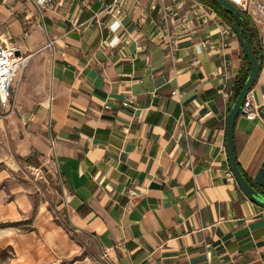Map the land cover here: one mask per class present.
<instances>
[{
  "label": "crops",
  "instance_id": "1",
  "mask_svg": "<svg viewBox=\"0 0 264 264\" xmlns=\"http://www.w3.org/2000/svg\"><path fill=\"white\" fill-rule=\"evenodd\" d=\"M51 1L0 0V37L26 57L0 100V264H264V209L225 147L242 64L228 24L197 0ZM247 13L262 40L264 7ZM262 53L255 115L233 131L260 190Z\"/></svg>",
  "mask_w": 264,
  "mask_h": 264
},
{
  "label": "water",
  "instance_id": "2",
  "mask_svg": "<svg viewBox=\"0 0 264 264\" xmlns=\"http://www.w3.org/2000/svg\"><path fill=\"white\" fill-rule=\"evenodd\" d=\"M220 7L227 10L233 17L232 30L236 35L242 51L249 63L250 69L244 80V83L234 98L231 106L228 109L225 118V147L227 153V160L229 164L230 171L232 172L239 189L241 192L253 203L264 209V194L259 192L245 177V175L240 170L236 155L234 151L233 143V131L236 120L240 115L241 106L250 91L252 85L258 77V73L262 66L263 53L255 55L250 43L249 35L245 28V16L243 11H241L236 5H234L229 0H211ZM240 23L244 26V31L240 30Z\"/></svg>",
  "mask_w": 264,
  "mask_h": 264
},
{
  "label": "built area",
  "instance_id": "3",
  "mask_svg": "<svg viewBox=\"0 0 264 264\" xmlns=\"http://www.w3.org/2000/svg\"><path fill=\"white\" fill-rule=\"evenodd\" d=\"M234 5H236L241 11H248L251 0H229ZM37 5L54 7V3L51 0H36ZM203 7V4H199ZM264 7L263 4H258L257 8L261 10ZM208 11V10H207ZM183 19H187V15L183 16ZM203 21H207L203 18ZM119 25L118 20L114 19L110 23L109 27L115 30ZM226 33H232L233 30L231 26L225 25ZM113 42V41H111ZM262 48L264 50V38L261 40ZM26 57H22L15 53V47H8L2 41L0 37V100L3 103H10L14 99V82L18 81L24 66ZM16 79V80H15ZM123 106H132V96H127L122 100ZM240 114L248 118H253L255 115V108L252 100L248 97V94L241 106ZM35 177L43 178L46 166L40 165L33 167L31 170ZM132 192V191H131ZM133 193V192H132Z\"/></svg>",
  "mask_w": 264,
  "mask_h": 264
},
{
  "label": "trees",
  "instance_id": "4",
  "mask_svg": "<svg viewBox=\"0 0 264 264\" xmlns=\"http://www.w3.org/2000/svg\"><path fill=\"white\" fill-rule=\"evenodd\" d=\"M197 1L199 3L205 5V6L209 7L210 9H212L222 19L223 22H225L226 24H228L229 26L232 27L233 17L227 10L220 7L219 5H217L216 3H214L211 0H197ZM243 13H244L245 20H246L245 28H246V31H247L249 38H250L251 48H252L254 54L257 56L263 52L261 40L258 37V30H257V27H256L254 21L252 20L251 16L246 11H243ZM240 30L242 32L244 31V26L241 23H240ZM241 58H242L241 68H240V71L234 80V84L232 87V93H231V97H230L231 102H233L234 98L239 93V91H240V89L244 83V80H245V78L249 72V69H250L249 63H248L243 51H242ZM245 177L248 179V177L246 175H245ZM248 181L259 192L264 194V190H260L249 179H248Z\"/></svg>",
  "mask_w": 264,
  "mask_h": 264
},
{
  "label": "rangeland",
  "instance_id": "5",
  "mask_svg": "<svg viewBox=\"0 0 264 264\" xmlns=\"http://www.w3.org/2000/svg\"><path fill=\"white\" fill-rule=\"evenodd\" d=\"M262 2H264V0H251L250 1V5H252V6H254V7H257L258 6V4L260 3H262ZM46 174V173H45ZM57 177H55L54 178V183H55V186L57 187L58 186V181H57V179H56Z\"/></svg>",
  "mask_w": 264,
  "mask_h": 264
}]
</instances>
